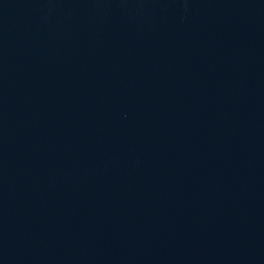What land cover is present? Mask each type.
<instances>
[{"label":"water","instance_id":"1","mask_svg":"<svg viewBox=\"0 0 264 264\" xmlns=\"http://www.w3.org/2000/svg\"><path fill=\"white\" fill-rule=\"evenodd\" d=\"M0 264H264V0H0Z\"/></svg>","mask_w":264,"mask_h":264}]
</instances>
